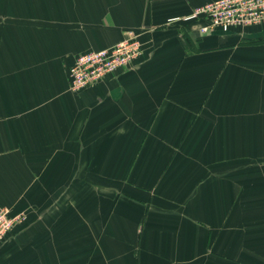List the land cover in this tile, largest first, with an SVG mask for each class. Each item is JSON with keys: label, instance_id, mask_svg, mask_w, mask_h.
I'll list each match as a JSON object with an SVG mask.
<instances>
[{"label": "crops", "instance_id": "crops-1", "mask_svg": "<svg viewBox=\"0 0 264 264\" xmlns=\"http://www.w3.org/2000/svg\"><path fill=\"white\" fill-rule=\"evenodd\" d=\"M210 1L0 0V264H264V24L169 21Z\"/></svg>", "mask_w": 264, "mask_h": 264}, {"label": "built area", "instance_id": "built-area-1", "mask_svg": "<svg viewBox=\"0 0 264 264\" xmlns=\"http://www.w3.org/2000/svg\"><path fill=\"white\" fill-rule=\"evenodd\" d=\"M201 21L199 31L205 35L217 30L229 31L232 27L264 24V0H215L195 7L191 14L171 18L174 22ZM138 32L128 31L124 40L111 48L86 51L77 56L69 70L71 89L79 91L104 77L131 65L142 52ZM17 218L7 207H0V242L13 229Z\"/></svg>", "mask_w": 264, "mask_h": 264}]
</instances>
